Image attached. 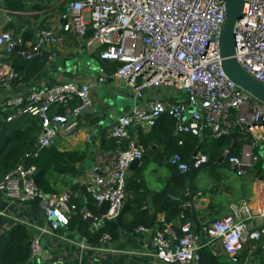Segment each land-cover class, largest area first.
I'll return each mask as SVG.
<instances>
[{"label":"built area","instance_id":"built-area-1","mask_svg":"<svg viewBox=\"0 0 264 264\" xmlns=\"http://www.w3.org/2000/svg\"><path fill=\"white\" fill-rule=\"evenodd\" d=\"M226 5L223 0H68L63 23L39 29L32 40L23 27L18 34L0 30V124L12 123L24 117L38 119L41 130L36 141L39 152L57 144L59 138L74 135L81 122L93 113L92 84L74 81L52 87H40L27 94L6 95L20 77L10 58L17 54L32 61L56 50L70 37L84 40L88 47L99 50V58L119 64L113 78L123 81L134 90L136 97L150 88L168 86L184 93L189 104L169 103L154 99L135 105L120 116L111 129L117 149L93 152V167L84 175L77 190L46 194L36 183L37 166L19 164L0 181V194L11 202L35 204L43 213L45 226L32 240V256L43 252L42 236L70 232L73 216L89 222L92 233L103 230L109 221L120 214L127 199L129 168L142 160L146 149L130 130L135 127L152 129L163 116L176 122L178 144L191 134L201 136L209 131L218 138L238 130L244 135L239 155L228 149L223 158L230 169L242 177L264 157V104L237 86L227 75L220 55ZM89 29L93 35L85 39ZM236 55L241 66L264 84V0H245L243 17L236 27ZM100 81H106L107 70L101 69ZM62 108L63 114L54 112ZM95 113V111H94ZM233 113L235 116L233 117ZM89 134L86 142L91 143ZM209 158L196 152L191 163L180 154L171 164L182 173L198 169ZM263 192L255 203L232 207V213L202 227L196 232L193 222L175 227L164 219L157 228L139 227L135 233L151 234L154 255L164 264H200L204 246L222 250L232 263L240 261L244 250L250 255L260 251L264 264V181ZM106 209L105 211H102ZM6 210H0V217ZM104 233L99 245H92L87 237L77 246L85 251L116 250Z\"/></svg>","mask_w":264,"mask_h":264},{"label":"trees","instance_id":"trees-1","mask_svg":"<svg viewBox=\"0 0 264 264\" xmlns=\"http://www.w3.org/2000/svg\"><path fill=\"white\" fill-rule=\"evenodd\" d=\"M44 2L43 0H37V2L0 0V5L11 13H40L50 7V4H44ZM17 17L21 21L20 24L11 23L6 30H15L14 33L18 34L19 30L28 24L29 28L25 38L32 40L34 37L33 23L25 21L20 14H17ZM48 58L49 56L43 54L32 61H25L14 54L10 61L20 77V80H16V85L20 82L32 81L44 70ZM108 65L106 67L108 74L113 77L119 64ZM54 112L63 114L64 110L57 108ZM234 116L235 113H233ZM40 130L38 119L33 117H24L12 123L0 124V181L19 164H33L37 166L36 183L44 193L53 195L65 190H77L79 184L75 183V180L81 175L84 163L92 158L90 148L61 151L57 145H54L40 151L37 157H32L36 150ZM139 133V142L144 145L148 157L141 166L135 169V176L127 181L126 191L131 204V219L122 224L109 221L103 230L92 233L89 222L76 215L70 222V231H77L83 237H87L92 245H99L104 233H109L113 241H119L123 231L134 234L141 226L150 229L160 227L158 215L164 214L167 223L174 222L178 217H183L184 223L193 222L199 234L203 226L232 212L230 199L222 190L224 175L220 172L230 167L226 161L222 162L221 159L228 149L234 155L240 154L244 146V135L240 131L233 130L229 135L218 138L213 137L209 131H204L201 136L188 134L183 137V144L180 145L176 135L175 120L169 116H163L148 133H143L142 130ZM116 149V140L112 137L106 138L104 135L102 150L114 151ZM199 151L208 156V162L198 169L192 168L186 174L180 173L170 162L173 155L180 154L185 162L191 163L193 156ZM257 153L259 154L258 151ZM150 164L164 169L167 175L162 180L164 187L160 191L149 192L153 194L149 201V194L145 193L147 190L145 174ZM201 175H207L214 184L210 188H201L198 183ZM249 178L250 183L259 184L264 181V157H260L257 165L249 172ZM231 188L233 189L234 186ZM262 192L260 189L259 195ZM251 195V191L249 194L248 191L244 192L243 198L247 199ZM198 196L210 200L206 213H200L194 207L193 199ZM188 202L191 205L185 207L184 205ZM149 203H151L150 208ZM32 240L33 235L26 225L14 226L0 238V264H28L32 257ZM213 251V247L204 246L200 251V264H244L248 256V251L244 250L240 261L232 263L223 252L218 250L217 255H214ZM260 254V251L256 252V255ZM259 260L258 264H261V259Z\"/></svg>","mask_w":264,"mask_h":264},{"label":"crops","instance_id":"crops-1","mask_svg":"<svg viewBox=\"0 0 264 264\" xmlns=\"http://www.w3.org/2000/svg\"><path fill=\"white\" fill-rule=\"evenodd\" d=\"M44 4H50V7L40 13H11L4 10L0 5V30L5 29L11 23H19L20 20L17 14L23 16L25 21L32 22L35 33L45 27H57L63 23L62 16L66 13L68 0H43ZM37 2V0H32ZM24 27H28L26 24ZM15 32V30H10ZM20 31V30H19ZM56 57L49 59L44 70L38 74L32 81L27 83L15 84L12 89L3 91L2 95H20L27 94L29 91L40 87H52L64 82L74 81L78 83L92 84V111L93 113L84 121L81 122L78 130L74 135L69 137L59 138L57 146L61 151H71L74 149H102V141L104 135L106 138L111 137V129L114 126L118 117L125 115L128 111L137 105L148 103L154 99H161L169 103H184L187 104V99L184 93H181L174 88L161 86L159 88L146 89L143 92V97H136L134 90L127 87L126 84L118 79H115L108 74L107 65L99 58V50L95 47H88L84 40L77 37H70L68 42L56 50ZM50 56L49 52L45 53ZM109 66V65H108ZM107 70L106 81H100L102 77L101 69ZM119 86L122 88V96L117 99L118 113L112 112L105 104L99 107L101 101H105L108 105L110 96L107 92L110 87ZM103 111H102V110ZM95 111V113H94ZM93 122V124H91ZM148 133L151 129H143L135 127L130 130L131 136L139 141L140 131ZM91 134L93 141L86 142L87 136ZM90 144V145H89ZM156 149L155 147L153 148ZM93 155V153L91 154ZM93 161V156L91 159ZM94 164V162H93ZM142 165V164H141ZM93 167V166H92ZM91 167V168H92ZM88 165L84 163L81 169V175L75 183L83 184L84 175L87 172ZM89 168V169H91ZM221 172V171H220ZM167 172L150 164L145 174L147 190L145 193L160 191L164 184L162 180ZM135 176V170L129 172V179ZM245 176V175H244ZM140 183V182H139ZM145 184V183H143ZM142 184V186H143ZM153 194H149L150 197ZM251 197V198H250ZM249 198V203H255L259 197V192H256V197L252 195ZM210 200L200 196L193 199V204L196 210L200 213H206L207 206ZM188 202L184 206H190ZM151 203H149V208ZM0 210H6L5 216L0 217V238L6 235L14 226L24 224L30 229L33 239L39 236V227L45 226L43 213L35 204H19L11 202L4 194H0ZM232 210V208H231ZM232 213V212H231ZM230 213V214H231ZM131 215L128 212L123 222L130 220ZM166 219L164 214L158 215V220L161 223ZM183 217H178L174 222L170 223L175 227L183 224ZM151 234H137L122 232L119 241H111L110 248L115 249V252L109 251H85L81 252L77 246L82 240V235L77 231L67 233L58 232L55 235L42 236L43 252L40 256L31 257L28 264H164L154 255V247L151 241ZM221 248V247H220ZM217 249L222 252L221 249ZM244 264H258L260 255L256 253L250 255L249 250Z\"/></svg>","mask_w":264,"mask_h":264},{"label":"water","instance_id":"water-1","mask_svg":"<svg viewBox=\"0 0 264 264\" xmlns=\"http://www.w3.org/2000/svg\"><path fill=\"white\" fill-rule=\"evenodd\" d=\"M226 5V19L222 29L221 43H220V55L222 66L229 76V78L240 88L251 94L256 100L264 104V84L249 74L238 62L236 55V27L238 22L243 17V11L245 6V0H223ZM93 35V29H89L85 35V39H89ZM109 105L103 100L99 104V107L102 104H105V108L110 106V110L114 113H118V98H113L110 96ZM189 104V101H187ZM102 110V109H101ZM103 111V110H102ZM91 151V150H90ZM92 154V153H91ZM146 153L144 154L142 160L134 161L130 168V171L137 169L144 160L147 159ZM221 161H224L222 157ZM76 182V181H75ZM131 204L128 201V196L126 202L114 221L122 224L125 215L130 212Z\"/></svg>","mask_w":264,"mask_h":264},{"label":"rangeland","instance_id":"rangeland-1","mask_svg":"<svg viewBox=\"0 0 264 264\" xmlns=\"http://www.w3.org/2000/svg\"><path fill=\"white\" fill-rule=\"evenodd\" d=\"M110 91L107 92L108 96H111L114 98H119L122 96V88L119 86L116 87H110ZM91 98H92V93H91ZM119 118V117H118ZM90 153H93V147H90ZM259 155L262 157V152L259 151ZM88 165V170L93 166V161L88 160L86 162ZM221 173L224 175V182L222 184V190H224L225 195L230 199L231 202V208L235 206H241L243 203H248V201L251 198L244 199L243 194L244 192L251 191L253 193V196L256 197V192H258L259 189V184L257 182L250 183V178H249V172L245 176H238L235 171L232 169H223L221 170ZM198 183L201 188H210L214 182L212 181L211 178H209L207 175H201L198 178ZM234 186L232 189L231 187ZM243 254V253H242ZM241 254V256H242Z\"/></svg>","mask_w":264,"mask_h":264},{"label":"bare ground","instance_id":"bare-ground-1","mask_svg":"<svg viewBox=\"0 0 264 264\" xmlns=\"http://www.w3.org/2000/svg\"><path fill=\"white\" fill-rule=\"evenodd\" d=\"M261 190L263 191V186H262Z\"/></svg>","mask_w":264,"mask_h":264}]
</instances>
